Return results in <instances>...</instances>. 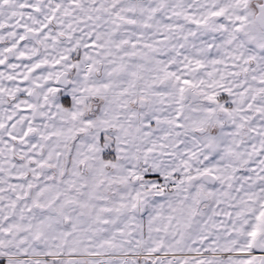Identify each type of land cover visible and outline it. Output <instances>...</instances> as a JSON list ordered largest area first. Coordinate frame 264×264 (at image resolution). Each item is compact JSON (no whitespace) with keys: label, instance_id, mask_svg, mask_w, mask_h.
Wrapping results in <instances>:
<instances>
[{"label":"snow or ice","instance_id":"snow-or-ice-1","mask_svg":"<svg viewBox=\"0 0 264 264\" xmlns=\"http://www.w3.org/2000/svg\"><path fill=\"white\" fill-rule=\"evenodd\" d=\"M0 264H264V0H0Z\"/></svg>","mask_w":264,"mask_h":264}]
</instances>
